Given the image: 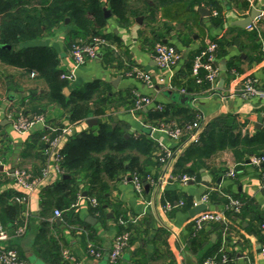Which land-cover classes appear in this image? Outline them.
Instances as JSON below:
<instances>
[{"label":"crops","instance_id":"crops-1","mask_svg":"<svg viewBox=\"0 0 264 264\" xmlns=\"http://www.w3.org/2000/svg\"><path fill=\"white\" fill-rule=\"evenodd\" d=\"M125 3L128 7L125 19L110 12L98 29L107 36L110 45L101 48L99 59H90L78 67L74 80L67 81L63 89L69 96L72 91L97 81L98 92L93 101L103 109L102 113L72 121L70 106L63 107L51 99L42 78L4 64L28 81L9 84L6 99L0 101V226L9 234L3 244L14 248L19 256L24 255V264H31L30 257L46 264H71L62 258L63 250L81 264H98L103 258L90 255L88 247L91 245L105 257L114 238L127 231L129 244L116 264H184L178 239L174 243L164 234H173L171 230L178 233L189 251L192 223L188 210L205 204V210L218 212L222 219L202 229L203 236L193 255L197 263L204 264L206 258L217 255L216 250L223 246L228 257L225 264H264L258 236L259 223L264 220V191L260 184L264 164L249 163L251 156L264 153V97L241 96L246 79H252L256 88L264 90V0H125ZM104 7L109 10L108 4ZM252 8L260 13L249 28L244 23ZM89 34L69 24L67 18L64 24L22 46L52 47L59 54L58 67L63 71L71 66L69 50L73 41L87 39ZM159 42L172 46L179 55L170 70L159 68L154 61L153 48ZM209 42L217 44L215 66L219 72L213 85L196 83L191 76L194 58ZM218 42L223 43V55ZM223 61L225 70L221 69ZM135 68L149 74L150 83L134 76ZM203 74L201 70L200 75ZM34 79L39 81L33 82ZM161 85L164 89L173 88V92L183 90L193 98L192 103L170 100L162 94ZM137 95L149 96L151 100L136 108ZM159 105L163 107L161 110ZM20 114L30 118L41 115L44 121L28 132H19L13 129L11 121ZM198 114L203 120L196 143L182 145L185 132L175 140L161 130L173 123L179 126L191 123ZM186 115L193 119H186ZM89 118L96 122L90 125ZM99 122L120 127L125 138L149 143L150 150L131 151L145 173V177L139 176L142 192L135 191L126 171L109 181L103 212L97 214L93 211L96 205L86 193L87 180L83 173H78L73 175L75 183L68 184L80 194L68 206H59V193L72 174L62 164L61 173L48 164L46 143L41 136L44 131L58 136L63 151L72 138L95 130ZM66 127L70 132L63 134ZM144 127L152 128L151 134L145 133ZM159 143L174 153L168 164L158 160ZM45 167L48 171L43 173ZM15 168L25 169L36 179L33 191H25L15 183L12 171ZM229 169H234L233 177L226 176ZM165 170L174 176L190 175L193 180L175 179L161 186L151 181ZM167 192L185 198L189 208L165 210L163 198ZM15 194H25L26 202H10L9 198ZM204 196L208 201H203ZM230 199L241 202L239 210L230 206ZM55 210L62 211L61 218L54 215ZM18 227L22 231L16 235Z\"/></svg>","mask_w":264,"mask_h":264},{"label":"trees","instance_id":"trees-1","mask_svg":"<svg viewBox=\"0 0 264 264\" xmlns=\"http://www.w3.org/2000/svg\"><path fill=\"white\" fill-rule=\"evenodd\" d=\"M103 2L108 4L113 15L125 19L128 13L125 0H0V45L8 44L11 47L7 49L0 46V62L31 71L42 78L49 87V97L63 107L70 106L69 118L72 121L103 112V109L93 101L94 95L98 92L97 81L88 83L84 88L74 90L66 96L63 89L67 86V81L59 76L61 70L58 67L59 54L56 50L46 45H22L40 38L45 31L64 24L67 18L69 24L90 33L87 39L90 36L102 35L98 29L106 21ZM218 46L220 54H225L223 43L218 42ZM186 119L191 121L193 116L186 115ZM247 142L251 143L248 140ZM149 148L147 141L125 138L123 129L108 123L99 122L95 130L79 133L62 151V167L67 173L72 174V179L64 181L65 186L59 193L60 200L57 205L68 206L77 199L80 192H77L74 186L69 187L68 183L74 184V174L83 173L87 180L86 193L97 202L93 211L101 214L102 205L107 198L109 181L115 180L126 171L129 176L136 174L145 177V173L139 167L138 158L132 155L131 151L133 149L146 151ZM180 200L183 201L180 207L185 211L190 205L181 196L167 192L163 203ZM11 211H14V208H11ZM201 231L195 233L191 228L189 232L188 250L194 256L203 236ZM216 251L218 253V249ZM19 257L21 260L25 258L22 254Z\"/></svg>","mask_w":264,"mask_h":264},{"label":"built area","instance_id":"built-area-1","mask_svg":"<svg viewBox=\"0 0 264 264\" xmlns=\"http://www.w3.org/2000/svg\"><path fill=\"white\" fill-rule=\"evenodd\" d=\"M249 28L252 27V23L248 25ZM110 43L108 39L103 35L90 36L89 39H76L71 44L69 50V57L71 59V66L66 68L63 71H60V78L62 80L71 82L75 78V73L78 67L85 64L90 59H95L97 55L101 52V48L104 46H109ZM217 50V44L215 42H209L205 47H203L200 52L196 55L193 60L191 67V76L193 77L196 83L206 82L210 85H213L218 76V68L215 66V54ZM153 58L156 65L161 69L170 70V67L175 65L179 59V55L176 50L166 44V43H156L153 48ZM203 70L204 74L200 75V71ZM35 74V73H34ZM132 74L140 79L150 83L151 77L149 74L144 73L138 68L133 69ZM171 91H174L173 88L168 87ZM179 93H184L183 90H176ZM241 96L250 97V96H259L264 97V90H260L253 85L252 79H246L243 88L241 91ZM150 97L146 95H137L135 99V107L140 108L143 103L147 104L150 102ZM162 106H158V109H162ZM201 115L198 114L197 118L191 123H185L179 126L176 123L163 127L161 130L165 131L171 138L178 140L181 135L185 132L187 134L184 144L196 143L199 141L200 131L202 127ZM43 117L41 115L33 116L32 118L28 117L26 114H20L16 118L12 119L11 125L13 129L19 132H28L35 127L38 123H43ZM51 130H53L51 128ZM70 129L68 127L62 129V133H69ZM41 139L46 143L44 149L45 155L48 157V164L52 165L55 170L59 173L62 172L61 162L63 159V153L61 147L59 146V137L54 135L51 136L48 132L44 131L41 136ZM182 147V146H181ZM159 153L158 160L162 163H169L173 158V151L169 150L165 145L159 143ZM249 163L255 166H260L264 163V155H253L249 159ZM48 168L43 169V173H46ZM235 175L234 169H229L226 173V176L233 177ZM13 177L15 183L25 191H33L36 186V179L31 178L29 172L23 168H15L13 171ZM179 180L181 182H187L193 180L189 175L182 174L180 176H174L169 173L168 170H165L157 180H151L155 184L161 186L163 183L172 180ZM131 182L136 192H142V182L138 175L131 176ZM260 184L261 188L264 191V171L260 173ZM27 200L25 194H15L9 198V201L12 203H24ZM93 205H96L97 202L94 198L90 199ZM203 201H208V197L204 196ZM183 205V201L170 202L166 201L164 204V209L169 211L173 208H177ZM241 202L238 199H230V206L235 210H239ZM73 206V205H72ZM54 215L58 218H61L62 211L55 210ZM222 216L218 212H213L209 210H204L196 214L194 217H191L192 229L194 232L202 230L208 223L214 221H220ZM22 227H18L15 230L16 235L20 234ZM174 236L179 239L178 234L171 230ZM225 235V230L223 231V237ZM258 236H259V249L261 255L264 257V221H262L258 226ZM9 238L8 232L0 226V262L1 264H24L20 259L17 251L14 248L5 246L3 244ZM129 244V233L123 231L118 234L112 243L111 249L108 254L105 256L109 264H116L117 260L122 256L124 250ZM223 246L220 247L218 254L212 257H208L204 260V264H225L228 262V257L223 253ZM88 253L94 256L96 259L103 258L100 251H97L91 245L88 247ZM62 258L69 261L71 264H81L76 261L74 257L67 251H62Z\"/></svg>","mask_w":264,"mask_h":264},{"label":"water","instance_id":"water-1","mask_svg":"<svg viewBox=\"0 0 264 264\" xmlns=\"http://www.w3.org/2000/svg\"><path fill=\"white\" fill-rule=\"evenodd\" d=\"M103 13H104V17H108L110 15V11L108 9H106L105 7L103 8ZM260 11L258 9H255V8H252L251 9V12H250V15L247 17L245 23H244V26H247L249 24H251V22L259 15ZM1 47L3 48H7V49H10V45L8 44H2L0 45ZM98 59L101 57L100 54L97 55ZM223 66L221 67L222 70H225V61L222 62ZM223 79L221 78L220 82H222ZM161 87L163 88L162 90V94L165 95V97L169 98L170 100L174 101V102H178V103H181V104H185V103H189L191 104L192 101H193V98L192 97H189L188 94H185V93H179V92H173L171 91L170 89H164V86L161 85ZM96 121L94 119H91L89 118L88 119V123L90 125H92V123H95ZM145 133L147 134H151L152 132V128L150 127H144L142 129ZM264 164V163H263ZM14 171V170H12ZM206 209V205L205 204H199V205H196L192 208H190L188 210V214L190 217H194L196 214H198L199 212L203 211ZM90 222V220H88ZM178 242H179V246L182 250V255H183V261H184V264H198L196 259L194 258V256L189 252L187 251L182 242L180 241V239H178ZM29 261L31 264H46L44 261L42 260H39L35 257H30L29 258ZM98 264H109L106 257H103V259H101Z\"/></svg>","mask_w":264,"mask_h":264},{"label":"rangeland","instance_id":"rangeland-1","mask_svg":"<svg viewBox=\"0 0 264 264\" xmlns=\"http://www.w3.org/2000/svg\"><path fill=\"white\" fill-rule=\"evenodd\" d=\"M18 73L19 72H16L15 69H12L10 67H6V65H4L0 62V101H4V99H6L5 96H6V92L8 89L7 87L9 86V84L13 85L16 82L23 83L24 81H28L26 77H22ZM36 79H34L33 82L39 81ZM38 79H40V77H38ZM164 236H165V238L173 239L174 243L176 242V237L174 236V234L168 233L167 235L164 234ZM178 236H179V234H178ZM179 238L182 241V243H184L183 239L180 236H179ZM65 261H67V260H65Z\"/></svg>","mask_w":264,"mask_h":264}]
</instances>
